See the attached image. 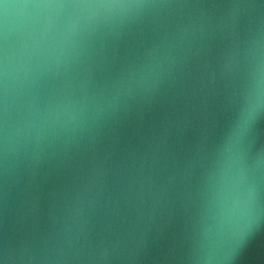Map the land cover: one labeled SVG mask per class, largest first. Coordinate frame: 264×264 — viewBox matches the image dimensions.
<instances>
[{
    "label": "clouds",
    "instance_id": "clouds-1",
    "mask_svg": "<svg viewBox=\"0 0 264 264\" xmlns=\"http://www.w3.org/2000/svg\"><path fill=\"white\" fill-rule=\"evenodd\" d=\"M239 7L229 14L233 26ZM192 8L173 0H0V171L15 177L67 153L132 101L153 96L204 34L203 13ZM174 13L181 20L172 32L100 76L106 53L129 30ZM227 68L230 116L203 149L185 264H243L251 239L264 233V26L229 53ZM90 191L65 209L56 264L85 231Z\"/></svg>",
    "mask_w": 264,
    "mask_h": 264
},
{
    "label": "water",
    "instance_id": "water-1",
    "mask_svg": "<svg viewBox=\"0 0 264 264\" xmlns=\"http://www.w3.org/2000/svg\"><path fill=\"white\" fill-rule=\"evenodd\" d=\"M173 2L202 12L205 31L153 96L132 101L67 153L15 177L0 171V264H56L65 209L86 189L87 225L62 264H185V220L203 149L230 116L229 53L264 26V0ZM180 20L174 13L133 27L106 53L100 76ZM258 135L264 139V125ZM243 264H264V233L251 239Z\"/></svg>",
    "mask_w": 264,
    "mask_h": 264
}]
</instances>
